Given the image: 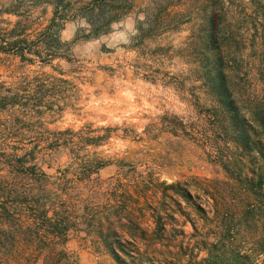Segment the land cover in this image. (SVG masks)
<instances>
[{
    "label": "rangeland",
    "instance_id": "374dc122",
    "mask_svg": "<svg viewBox=\"0 0 264 264\" xmlns=\"http://www.w3.org/2000/svg\"><path fill=\"white\" fill-rule=\"evenodd\" d=\"M204 1L0 0L30 15H0L24 50L0 52V182L29 183L2 163L26 153L62 190L69 264H117L108 244L133 264L116 240L134 264H264V134L242 151L211 131L189 14ZM228 1L245 88L264 98V0ZM59 2L78 13L51 26Z\"/></svg>",
    "mask_w": 264,
    "mask_h": 264
},
{
    "label": "trees",
    "instance_id": "16d2710c",
    "mask_svg": "<svg viewBox=\"0 0 264 264\" xmlns=\"http://www.w3.org/2000/svg\"><path fill=\"white\" fill-rule=\"evenodd\" d=\"M85 1L79 8L80 12L91 11L95 5L102 2ZM228 2L205 0L204 5L195 7L189 13L194 16L191 21H198L200 24L196 30V39L199 47L203 46V51L196 60L195 76L200 94L210 103L206 109L211 113H208L206 118L213 122L211 131L222 133L224 144H232L242 151H247L260 145V140L254 138L255 133L259 131L264 134V98H259L245 88L244 79L247 72L242 68L243 37L237 32L234 39L231 33ZM27 13L28 11L20 6L0 10V15L13 14L18 18H28L30 15H26ZM77 13H70V10L59 2L53 5L49 22L51 26H58L77 16ZM169 15L168 12L167 16ZM232 45L235 50H232ZM23 51L16 47V44L10 45L0 40L2 53L15 52L16 55H23ZM3 107L0 104V109ZM178 130L174 129V132L177 133ZM191 133L195 134L194 131ZM7 139H10V136ZM212 142L214 141L205 143ZM2 155L3 165L11 169L16 176L20 171L22 182L29 183L21 185L12 180L13 178L0 182V262H11L20 250L25 253L24 261L32 264H69L71 258L65 250V243L72 221L64 208L62 190H51L53 183L50 177L31 162L32 158L26 153L20 156L17 152L8 155L3 152ZM225 161L228 163L229 160ZM225 167L228 171V164H225ZM186 196L190 197L188 193ZM115 243L118 251L134 264L132 256L123 249L121 242L116 240ZM107 247L115 262L124 264L112 244ZM210 258L208 254L207 259L189 264H210Z\"/></svg>",
    "mask_w": 264,
    "mask_h": 264
}]
</instances>
